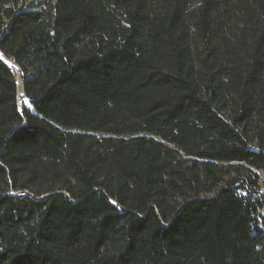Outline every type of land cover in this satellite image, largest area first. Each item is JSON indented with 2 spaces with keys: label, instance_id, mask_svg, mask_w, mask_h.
Segmentation results:
<instances>
[{
  "label": "trees",
  "instance_id": "obj_1",
  "mask_svg": "<svg viewBox=\"0 0 264 264\" xmlns=\"http://www.w3.org/2000/svg\"><path fill=\"white\" fill-rule=\"evenodd\" d=\"M258 171L264 0H0V264H264Z\"/></svg>",
  "mask_w": 264,
  "mask_h": 264
},
{
  "label": "rangeland",
  "instance_id": "obj_2",
  "mask_svg": "<svg viewBox=\"0 0 264 264\" xmlns=\"http://www.w3.org/2000/svg\"><path fill=\"white\" fill-rule=\"evenodd\" d=\"M17 78H18V87H19V104L22 106H28L29 105V100L27 99L26 96H24V93L22 92V85H21V78L19 76V74H17ZM27 102V103H26ZM258 175L260 178V185H262L263 190H264V171H258ZM262 213L264 214V209L262 211Z\"/></svg>",
  "mask_w": 264,
  "mask_h": 264
},
{
  "label": "snow or ice",
  "instance_id": "obj_3",
  "mask_svg": "<svg viewBox=\"0 0 264 264\" xmlns=\"http://www.w3.org/2000/svg\"><path fill=\"white\" fill-rule=\"evenodd\" d=\"M27 103V102H26Z\"/></svg>",
  "mask_w": 264,
  "mask_h": 264
}]
</instances>
